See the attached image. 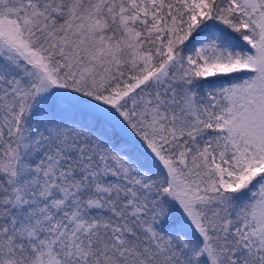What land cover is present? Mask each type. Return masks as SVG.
Instances as JSON below:
<instances>
[{"label":"snow or ice","instance_id":"1","mask_svg":"<svg viewBox=\"0 0 264 264\" xmlns=\"http://www.w3.org/2000/svg\"><path fill=\"white\" fill-rule=\"evenodd\" d=\"M0 264H264V0H0Z\"/></svg>","mask_w":264,"mask_h":264}]
</instances>
